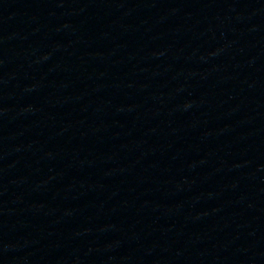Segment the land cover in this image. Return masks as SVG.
Masks as SVG:
<instances>
[{
    "label": "water",
    "instance_id": "1",
    "mask_svg": "<svg viewBox=\"0 0 264 264\" xmlns=\"http://www.w3.org/2000/svg\"><path fill=\"white\" fill-rule=\"evenodd\" d=\"M0 264H264V0H0Z\"/></svg>",
    "mask_w": 264,
    "mask_h": 264
}]
</instances>
